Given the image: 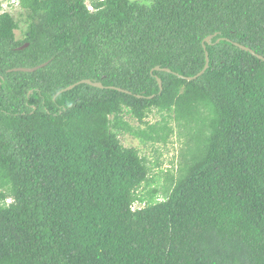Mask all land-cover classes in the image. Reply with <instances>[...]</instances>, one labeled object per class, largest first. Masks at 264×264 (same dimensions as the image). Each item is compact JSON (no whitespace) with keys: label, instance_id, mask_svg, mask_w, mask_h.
Here are the masks:
<instances>
[{"label":"trees","instance_id":"obj_1","mask_svg":"<svg viewBox=\"0 0 264 264\" xmlns=\"http://www.w3.org/2000/svg\"><path fill=\"white\" fill-rule=\"evenodd\" d=\"M90 4L0 13V264H264V60L236 45L264 56V0ZM211 34L210 67L182 78ZM83 79L107 87L54 98ZM173 119L192 142L144 195L148 160L120 134L166 140Z\"/></svg>","mask_w":264,"mask_h":264},{"label":"rangeland","instance_id":"obj_2","mask_svg":"<svg viewBox=\"0 0 264 264\" xmlns=\"http://www.w3.org/2000/svg\"><path fill=\"white\" fill-rule=\"evenodd\" d=\"M88 5L91 7L90 0H87ZM10 12L16 18L20 17L19 0H0V13ZM20 27L15 31L17 38L23 37L24 29L27 27L25 22L20 21ZM162 115L154 110L146 119L145 122L154 123L158 121ZM126 120L133 122L140 128L147 127V123L139 124V121L135 118H131L130 114H127ZM171 124L174 126V132H172L166 140L141 142V140L135 137L133 134L121 133V141L128 147H137L142 156L147 158V163L150 168V174L148 180L142 185L141 193L148 194L149 192L156 191V195L162 194L163 190L172 185L176 178L179 164L183 161L181 154L186 148H189L191 144V138H188L187 134L179 133V128L176 121L171 120ZM1 191V189H0ZM12 199H7L6 202ZM140 205L136 203L134 207Z\"/></svg>","mask_w":264,"mask_h":264},{"label":"water","instance_id":"obj_3","mask_svg":"<svg viewBox=\"0 0 264 264\" xmlns=\"http://www.w3.org/2000/svg\"><path fill=\"white\" fill-rule=\"evenodd\" d=\"M216 34H211L209 35L208 37H206L203 41V46L204 48L206 49L207 48V43H211L212 42V39L214 38ZM29 44H25L23 46L20 47V49H24L26 46H28ZM237 46H239L241 49L243 50H246V51H249L251 52L252 54H255L258 58L264 60V56L262 54H259L257 53L254 49H252L251 47L247 46V45H244V44H240V43H236ZM205 55H206V63H205V66L204 68L198 72L196 75H193V76H184V75H180L182 78H185L187 80H194V79H197L198 77H200L202 74H204V72L210 67V56H209V52L208 50L206 49L205 51ZM49 62H44L42 64H39L37 66H34V67H18V68H14L12 70L14 71H17V70H20V71H28V72H33L45 65H47ZM156 70H166V71H170L169 68H162L160 66H156L155 67ZM11 71V70H10ZM3 78V77H2ZM158 78V82H159V86H160V93L162 92L163 90V81L160 77H157ZM81 83H85V84H89L91 86H94V87H99V88H106L107 86H105L102 82L100 81H93L91 79H83L77 83H74L66 88H63L62 90H60L59 92H57L56 96L54 98H56L58 95L62 94L63 92H66L68 90H71L73 88H75L77 85L81 84ZM108 88H111V89H115V90H118V91H122V92H126V93H131L129 90H126V89H123L121 87H116V86H109ZM139 96V95H138Z\"/></svg>","mask_w":264,"mask_h":264}]
</instances>
